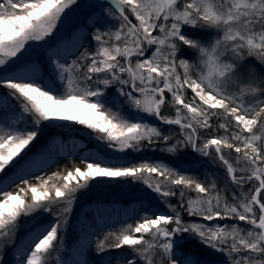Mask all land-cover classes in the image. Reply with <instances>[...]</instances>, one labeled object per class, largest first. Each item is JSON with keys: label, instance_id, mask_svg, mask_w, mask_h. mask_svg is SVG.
<instances>
[{"label": "snow or ice", "instance_id": "obj_1", "mask_svg": "<svg viewBox=\"0 0 264 264\" xmlns=\"http://www.w3.org/2000/svg\"><path fill=\"white\" fill-rule=\"evenodd\" d=\"M53 259L264 264V0H0V264Z\"/></svg>", "mask_w": 264, "mask_h": 264}, {"label": "trees", "instance_id": "obj_2", "mask_svg": "<svg viewBox=\"0 0 264 264\" xmlns=\"http://www.w3.org/2000/svg\"><path fill=\"white\" fill-rule=\"evenodd\" d=\"M77 138H80V139H82V137H77ZM88 147H94V145H92V144H89L88 145ZM192 157H195V159L197 158L196 156H195V154L194 153H192L191 154V157H189L188 159H186L184 162L186 163V164H189V163H192L193 161H192ZM174 159V158H173ZM196 160H198L199 162H201V168H200V171L201 172H203V171H205V170H211L210 169V166L207 164V161L206 160H204V158H202V159H196ZM69 164L71 163V161H69L68 162ZM93 198H95V197H93V196H90L87 200H85V201H83L82 203H90L91 202V200L93 199ZM107 199H111V197L109 196V197H106ZM82 203H78V208H80L81 206H82ZM80 204V205H79ZM120 251H123V250H120ZM211 250H209V252H210ZM89 255V259L91 260V261H95V260H97V259H99V257L97 256V254L95 253V252H91V253H89L88 254ZM103 255H105V256H107V255H109V253H104ZM118 255V253H117V251L116 250H113V252H112V256L113 257H116ZM213 258H215V257H213ZM4 259L6 260V257H4ZM54 260V259H53ZM53 263H54V261H53ZM114 264H115V260H114Z\"/></svg>", "mask_w": 264, "mask_h": 264}, {"label": "rangeland", "instance_id": "obj_3", "mask_svg": "<svg viewBox=\"0 0 264 264\" xmlns=\"http://www.w3.org/2000/svg\"><path fill=\"white\" fill-rule=\"evenodd\" d=\"M257 70H259V69H257ZM79 127V126H78ZM195 154V153H194ZM195 156H196V154H195ZM196 159H202L201 157H197ZM196 161H198V160H196ZM199 162V161H198ZM80 205V204H79ZM79 209L80 208H78V204H77V211H79ZM68 243L69 244H71V233L69 234V241H68ZM6 257V260H8L9 259V257L8 256H5ZM88 259L90 258L89 257V255H88V257H87ZM90 260V259H89ZM54 261V260H53ZM91 261V260H90ZM54 264V263H53Z\"/></svg>", "mask_w": 264, "mask_h": 264}]
</instances>
